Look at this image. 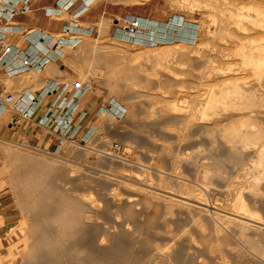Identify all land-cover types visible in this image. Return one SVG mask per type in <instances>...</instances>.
I'll use <instances>...</instances> for the list:
<instances>
[{
  "label": "rangeland",
  "instance_id": "obj_1",
  "mask_svg": "<svg viewBox=\"0 0 264 264\" xmlns=\"http://www.w3.org/2000/svg\"><path fill=\"white\" fill-rule=\"evenodd\" d=\"M100 1L113 16L64 60L68 79L90 82L101 104L93 139L81 143L80 134L60 150L36 149L6 135L0 120V264H264V154L255 141L264 132V78L251 68L204 76L212 64L242 65L239 56H221L237 48L220 36V10L249 0ZM129 16L191 23L193 40L175 30L167 42L123 41L117 30ZM232 28L264 45L261 30ZM228 76L243 79L255 98L239 112L221 103L207 110L208 95L219 96ZM112 100L126 108L123 118L102 112ZM235 122L242 135L252 133L251 145L234 136ZM236 200L245 204L236 211L258 223L244 228L226 218Z\"/></svg>",
  "mask_w": 264,
  "mask_h": 264
},
{
  "label": "built area",
  "instance_id": "obj_2",
  "mask_svg": "<svg viewBox=\"0 0 264 264\" xmlns=\"http://www.w3.org/2000/svg\"><path fill=\"white\" fill-rule=\"evenodd\" d=\"M4 7L0 8V72H4L8 77L28 72L39 73L51 62L59 61L64 55L59 51V47L76 48L81 40L82 35H78L76 29L78 19L81 15L90 10V6L96 0H68L65 5L57 6L58 9H64L71 12L74 20H71L72 26H65L61 38H52L50 36H41L39 38L49 40V47L42 52V55H34L31 47L22 49L17 45L9 43L5 39V30H13L16 25L13 24V18L17 14V5L19 1L16 0H0ZM24 5L22 10L29 9L28 3L30 0H23ZM55 9L47 10L48 15L52 16ZM138 19V17H137ZM137 19L134 17L129 21L128 31L132 33H139L142 28L138 26ZM4 22V25L2 23ZM15 29V28H14ZM27 38H32L35 31H23ZM94 35L93 27L90 28L87 36ZM55 40V41H54ZM58 40V41H57ZM32 41V39H31ZM19 61L18 67H11ZM92 88L90 82H83L81 80L67 81L64 83L54 82L47 83L41 90L35 94L32 92H24L20 96L10 93L6 88L0 90V116L4 113H12L15 116L16 122L32 121L36 111L44 104L48 103L44 115L39 118L38 124L53 129L56 133L64 137L68 142L76 143L78 136L82 133L83 125L78 122L85 114L77 112L79 99ZM126 108L119 104L112 102L105 107V114L110 118L120 119L126 114ZM98 132V129L88 130L81 135V143L88 142ZM118 149V145L114 147Z\"/></svg>",
  "mask_w": 264,
  "mask_h": 264
},
{
  "label": "crops",
  "instance_id": "obj_3",
  "mask_svg": "<svg viewBox=\"0 0 264 264\" xmlns=\"http://www.w3.org/2000/svg\"><path fill=\"white\" fill-rule=\"evenodd\" d=\"M16 1H19L17 5V14L13 18V24L16 26L13 27V30L10 32H8L9 30H5V32H7V34H5V39L9 43L17 45L24 50L31 47L35 54L42 55L40 50L44 51L49 47L50 39L43 41V39L39 38V35L50 36L53 39L61 38L64 27L72 26L71 20H74V18L71 16V12L57 8V6H62L64 3H67L68 0H30L28 3L29 9L27 11L22 10L24 6L22 4V2H24L23 0ZM89 6L90 10L88 12L81 15L78 19H75L77 22L76 29L78 30L77 32H79L77 34L84 37H89L87 34L92 27L95 34V32L98 31L99 25L107 21L109 16H113L114 13H110L108 6H104L103 2H99V0L94 1ZM3 7L4 5L0 1V8L2 9ZM52 8L55 10L51 14L52 16H50L47 10ZM111 10L114 11V8H111ZM2 25H4V22ZM23 31H35L36 33H34L32 38H27ZM50 43L52 44V42ZM37 44L39 47L36 46ZM59 49L64 55L59 61L48 64L39 73L28 72L8 77L4 72H0V90L6 88L10 93L16 96H20L26 91L37 94L47 83H64L71 81L68 78L73 77L74 74L70 66L64 62V60L67 58L66 52L72 48L65 46L59 47ZM19 65L20 62L16 61L11 67H18ZM90 90L78 101L77 112L85 114L82 119L78 120V122L83 125L81 135L86 133L89 129H98L96 118L99 116L98 110L101 104H98V100L89 95ZM47 105V102L44 103L36 111L32 121H22L19 123L15 121V123V116L12 113L7 112L1 115L0 120L7 121V130L4 129L5 134L11 135L12 139L27 143L41 150H60L68 141L53 129L38 124V120L44 115ZM105 107L106 106L101 109L103 113H105Z\"/></svg>",
  "mask_w": 264,
  "mask_h": 264
},
{
  "label": "bare ground",
  "instance_id": "obj_4",
  "mask_svg": "<svg viewBox=\"0 0 264 264\" xmlns=\"http://www.w3.org/2000/svg\"><path fill=\"white\" fill-rule=\"evenodd\" d=\"M64 2V1H63ZM245 2H247V1H245ZM215 3V2H214ZM214 3H212L213 5H214ZM217 3V2H216ZM219 3V2H218ZM225 3V2H224ZM228 3H229V1H228ZM227 3V4H228ZM248 4H246L245 5V3L243 2V8L241 7L239 10H234V9H229V7H231V6H227V7H225V8H223V9H219L220 11H223L222 13H223V15H222V20H220V21H223V23L221 24V26L223 25V27H224V29L223 28H220L221 29V31H224V32H222V33H224V35H220V36H223V39L225 40H230V41H228V42H230V44H235V47L237 48V51H236V54H230V53H228L227 52V50H226V48H224L223 50H219L220 51V53H222L223 55H221V56H224V57H227V58H231V57H233V56H239L240 58H241V66H240V68H238V69H234L233 67V69L232 68H228V69H226L225 67V69H222L223 67H221V69H219V67L218 66H215L214 64H212V63H209V62H211L209 59V61L207 62V63H209V64H212V65H214V66H212V65H210L211 67H209V69H206V70H208V71H206V75L204 74V76H207L208 75V77L209 76H211V79L213 78L212 77V75H214L215 73H219V74H222V76H223V74L225 75V74H228V73H230L231 71L232 72H236V73H242V71H247V70H249L248 68H251L250 70H253V72H254V74L257 76V79L258 80H261L262 78H264V45L263 44H254L253 42H256L254 39H252V40H250V42H248V37H246L245 36V38H242V36H236L235 35V33H233L231 30H233V28L232 29H230L231 28V26L233 25V27H234V29H235V27L237 28V29H239V31L238 32H243V33H245V34H251V32L252 31H254L255 32V30H261L263 33H264V0H249V2H247ZM66 3H64L63 5H65ZM226 4V3H225ZM226 4V5H227ZM211 5V4H210ZM225 5V6H226ZM217 6V5H216ZM221 6V5H220ZM212 7H214V6H212ZM217 7H219V6H217ZM212 9H214V8H212ZM217 15V14H216ZM219 15V14H218ZM218 17V16H217ZM134 17H131V16H129L128 18H127V23L125 24V26H124V28H121V27H119L118 28V32H117V34H118V36L120 37V38H123V39H125V40H123V41H127V40H131V39H136L137 41H143L144 42V40H143V37H144V39L146 38L145 36H150L152 39H153V37L155 36L156 37V39H160L161 41H163V42H167L168 40H170V38H172L171 37V33L173 32V31H175V30H178L179 32H181L180 33V36H177L180 40L182 39V40H186V41H188V42H191L192 40H193V38H191V34H192V25H191V23H189V24H186V22L184 23L185 24V26L184 27H182L181 26V24H182V21L181 20H179L178 22H176L174 19L171 21V23H169V24H162V25H159L158 24V22H156V21H151V20H149V19H147V18H143V17H139L138 19H137V17H135L136 19H137V23H138V26L139 27H141V28H143L144 30L143 31H141V32H139V33H132V32H130V31H128V26H129V21L130 20H132ZM215 20V19H214ZM216 21V20H215ZM184 22V21H183ZM162 23V22H161ZM215 23H217V21L215 22ZM220 26V27H221ZM165 28H167V30H168V33L167 34H165L164 32V29ZM220 31V32H221ZM235 31H237V30H235ZM260 31V32H261ZM257 32H259V31H257ZM165 34V35H164ZM241 33H239V35H240ZM244 34V35H245ZM256 35V34H255ZM260 35V34H259ZM261 35L263 36L264 34H262L261 33ZM252 36V35H251ZM138 37H140V39L138 38ZM176 37V38H177ZM244 37V36H243ZM250 37V36H249ZM254 37V36H253ZM221 39V38H220ZM244 39H247V41L246 40H244ZM262 39V38H261ZM223 40V42L225 43V41ZM263 40V39H262ZM156 41V40H155ZM252 41V42H251ZM264 41V40H263ZM153 42V41H152ZM176 42H180V44H184V45H187V43H184V42H182V41H176ZM175 42V43H176ZM221 42H222V39H221ZM258 42V41H257ZM228 45H229V43H228ZM36 46H38V44L36 45ZM166 46L167 45H165V47H164V45H161V47H163V48H166ZM169 46V45H168ZM168 46H167V48H168ZM179 46H181V45H179ZM224 46V45H223ZM39 47V46H38ZM170 47V46H169ZM227 47V46H226ZM230 48V47H229ZM40 50V49H39ZM60 50V49H59ZM225 50H226V52H225ZM45 51V50H44ZM216 51V50H215ZM33 52V51H32ZM40 52H43L42 50H40ZM197 53L199 52V51H196ZM192 53V52H191ZM194 53V52H193ZM204 53V52H203ZM33 54L34 55H36L34 52H33ZM38 55H41V54H38ZM215 55V54H214ZM219 55V54H218ZM214 57V56H213ZM216 57V56H215ZM212 59H214V58H212ZM211 59V60H212ZM204 62H206V61H204ZM215 61H213V63H214ZM217 69H216V68ZM222 70V71H221ZM204 72V71H203ZM248 72V71H247ZM253 72H251V73H253ZM198 73H200V72H198ZM218 74V75H219ZM234 74V73H233ZM243 74H244V72H243ZM218 75H216V76H218ZM239 75V74H238ZM216 76H214L215 78H216ZM221 76V77H222ZM256 76H255V79H256ZM218 77H220V76H218ZM224 77V76H223ZM229 77V76H228ZM228 77L227 78H225L226 79V81H225V83H224V85L222 86V88H221V93H220V95L218 96L215 92H211L210 93V95H208L209 97H208V99H207V101L204 103V107H206V109L208 110V109H210V111H212L211 109L212 108H215L217 105L219 106L220 104L219 103H221V104H223V105H227V104H230L229 106H234V105H236V107H234V109H236V111H238L239 112V110H244V107L243 108H241V109H239L238 110V107H239V105L241 104V103H244V102H241V101H243V100H245L246 98H248L249 97V95L250 96H254V94H255V92H253V91H251V89H250V92H249V90L248 89H246V90H248V91H246V90H244L245 89V87L244 88H242L243 87V85L242 84H244V83H242V81H240V80H243V79H240L239 77V80L238 79H232V78H234V77H229V79H228ZM214 78V79H215ZM209 79V78H208ZM224 79V80H225ZM237 81H239V82H237ZM244 82V81H243ZM256 82V81H255ZM238 83H242V84H238ZM246 84V83H245ZM257 84V83H256ZM241 85H242V87H241ZM247 85V84H246ZM257 85H259V83L257 84ZM256 85V86H257ZM258 87V86H257ZM260 87V86H259ZM247 88V87H246ZM251 92H253V93H251ZM235 94V98L233 99V96L231 95V94ZM259 95V94H258ZM260 97V96H259ZM254 98H255V96H254ZM249 99H250V97H249ZM112 101H114L115 102V100H112ZM246 101V100H245ZM247 102H248V99H247ZM238 105H237V104ZM245 105H246V103H244ZM244 104H241V105H244ZM240 105V106H241ZM203 106V105H202ZM221 107V106H220ZM227 107H228V105H227ZM246 107V106H245ZM247 108V107H246ZM221 109V108H220ZM230 109V108H229ZM248 109V108H247ZM233 110V109H232ZM249 110V109H248ZM248 110H247V112H248ZM246 111V110H245ZM103 112V111H102ZM213 112H215V111H213ZM241 112V111H240ZM216 113V112H215ZM230 113V112H229ZM245 113V112H244ZM196 114V113H195ZM204 114V113H203ZM238 114V113H237ZM247 114V113H246ZM215 115H217V113L215 114ZM224 115V114H223ZM209 117V116H208ZM217 118V117H216ZM232 118V117H231ZM245 118V117H244ZM203 119H205V118H203ZM212 119V118H211ZM222 119H224V118H222ZM249 119H251V118H249ZM215 120V119H214ZM231 121H228V122H232V120H234V119H230ZM245 120V119H244ZM250 123H251V125H250V127H251V129L249 128V130H252L251 132H253V136L255 135L254 134V131H256L257 130V128H256V126H253V125H255L252 121H250ZM253 123V124H252ZM226 124V123H225ZM237 124H239V122L237 123ZM219 125H221V124H219ZM229 125H230V123H229ZM244 127L247 125V121H246V123L245 124H242ZM226 126H228V125H226ZM241 125H239V127L238 128H244V127H240ZM248 126H249V123H248ZM230 127V126H229ZM232 128H230V130L231 129H233V133H234V136H240V137H238V139L240 138H242V140H244V141H247L248 142V138H249V135L248 134H250V133H243L244 135H242L241 134V132H240V130H242V129H237V125H236V122L235 123H233V125L231 126ZM256 128V130H254L255 128ZM245 128H248V127H245ZM261 128V127H260ZM264 128V127H263ZM245 130V129H244ZM248 130V129H247ZM254 130V131H253ZM261 130V129H260ZM259 129H258V131L257 132H255V133H257L256 134V137H257V139H255V141H257L256 143H260L261 142V148H259L261 151L260 152H262L261 153V157H262V155L264 154V140H263V137H264V135H262V134H264V132L262 133V131H261V133H258L259 131H260ZM252 135V133L250 134V136ZM237 137H235L236 139H237ZM246 138V139H245ZM251 138H253L252 136H251ZM254 138H255V136H254ZM254 138H253V140H254ZM237 139V140H238ZM242 140H241V142H242ZM4 141V140H3ZM235 141V140H234ZM5 142H7V141H5ZM232 142V141H231ZM237 142V141H236ZM240 143V142H239ZM249 143V145H251L250 144V142H248ZM11 144V143H10ZM234 144V143H233ZM242 145V144H241ZM244 145V144H243ZM245 145H246V143H245ZM255 145V144H254ZM258 146V145H257ZM237 147V146H236ZM37 149V148H36ZM40 151V150H39ZM72 151V150H71ZM70 151V152H71ZM9 153H10V151H9ZM259 153V152H258ZM19 155H21V154H19ZM257 156H260V155H257ZM18 158V157H17ZM16 158V159H17ZM259 159V158H258ZM263 161V160H262ZM34 162V161H33ZM59 162V161H58ZM61 162V161H60ZM263 163V162H262ZM262 163H261V165H262ZM257 165H258V163H256ZM260 167V166H259ZM263 168V167H262ZM257 169H260V168H257ZM198 196V195H197ZM170 198V197H169ZM240 202V201H239ZM200 203H202V202H200ZM238 203V200H236V202H235V207H234V205L231 207V208H233V209H235L236 208V205H237V207H239V206H241V205H239V203ZM205 204V203H204ZM199 206V205H198ZM245 206V204L243 205V206H241V207H244ZM205 207V206H204ZM247 207V206H246ZM202 209V208H201ZM241 209V208H240ZM244 209H246V208H244ZM243 209V210H244ZM232 210V209H231ZM234 212H232V211H230V212H232V213H227L228 214V216H226V218H228V220H233V221H235V222H237V224L239 223L240 224V226H243L244 228H247V227H249L250 226V223H258V220L257 219H255L254 218V215L252 216L251 214H249L248 212H245V211H243V212H237L236 211V209L235 210H233ZM249 212H250V210H248ZM255 214V213H254ZM219 216V215H218ZM225 216H223V218H225ZM221 217H222V215H221ZM232 221V222H233ZM257 225V224H256ZM255 225V226H256ZM260 225V224H259ZM253 226V225H252ZM242 227V228H243ZM259 227V226H258ZM241 228V227H240ZM250 228H248V230H249ZM243 230V229H242ZM241 230V231H242ZM246 230V229H245ZM259 231H261V230H259ZM16 234V233H15ZM18 241V240H17ZM16 241V242H17ZM24 242V241H23ZM20 245H22V244H20ZM23 246V245H22ZM18 247H19V245H18ZM25 247V246H24Z\"/></svg>",
  "mask_w": 264,
  "mask_h": 264
}]
</instances>
